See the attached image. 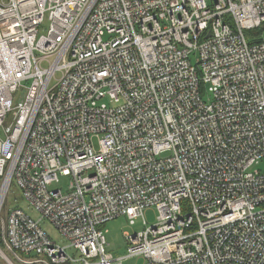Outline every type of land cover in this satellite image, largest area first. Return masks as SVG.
<instances>
[{"label": "built area", "instance_id": "obj_1", "mask_svg": "<svg viewBox=\"0 0 264 264\" xmlns=\"http://www.w3.org/2000/svg\"><path fill=\"white\" fill-rule=\"evenodd\" d=\"M253 28L264 0H0V264H264ZM13 180L36 217L3 215ZM150 206L106 252L96 226Z\"/></svg>", "mask_w": 264, "mask_h": 264}, {"label": "rangeland", "instance_id": "obj_2", "mask_svg": "<svg viewBox=\"0 0 264 264\" xmlns=\"http://www.w3.org/2000/svg\"><path fill=\"white\" fill-rule=\"evenodd\" d=\"M46 25L43 27L45 29ZM44 29L42 32H44ZM246 37L248 40L252 39L254 36H264V29L263 28H253L251 30L245 31ZM194 58L192 57V62ZM208 97V93L204 92L203 99L206 100ZM107 101V100H106ZM91 145L95 151L99 150V136L92 135L91 136ZM261 171H264V163H259L257 165ZM70 183L69 176H60L59 181L53 183L52 188H60L63 192L68 190ZM21 205L24 209L30 213L32 216L36 217V213L31 211L29 208H26V202L22 197V193L19 187L16 185L15 181L13 180L10 184V187L7 192L6 201H5V208L4 211L8 208L13 207L16 204ZM159 215V211L156 206H150L144 209L143 217H138L134 220L133 223H130V220L125 215H120L108 222L101 223L96 227L100 229L106 239L105 250L108 253H111L112 256L115 258L125 256L127 252L128 242L124 237V232H138L143 230L147 226L154 224L157 222V217ZM41 227L47 232V234L55 241L59 242L62 245L67 244V240L62 238L57 230L52 227L46 220L41 221ZM70 253L73 252V248L67 249ZM144 258L140 255H134L126 257L122 260V264H144Z\"/></svg>", "mask_w": 264, "mask_h": 264}, {"label": "water", "instance_id": "obj_3", "mask_svg": "<svg viewBox=\"0 0 264 264\" xmlns=\"http://www.w3.org/2000/svg\"><path fill=\"white\" fill-rule=\"evenodd\" d=\"M207 36H209V33L207 34Z\"/></svg>", "mask_w": 264, "mask_h": 264}]
</instances>
